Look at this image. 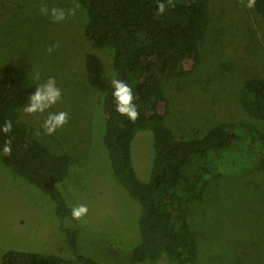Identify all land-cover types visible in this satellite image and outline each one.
I'll return each mask as SVG.
<instances>
[{"label": "rangeland", "instance_id": "1", "mask_svg": "<svg viewBox=\"0 0 264 264\" xmlns=\"http://www.w3.org/2000/svg\"><path fill=\"white\" fill-rule=\"evenodd\" d=\"M246 4L210 0L197 67L189 75L162 79L169 101L165 123L177 135L200 137L227 122L251 123L264 133V121L249 118L238 101L246 78H264V20ZM41 7L73 14L54 22L41 14ZM86 22L75 0H0V65L24 71L32 94L50 77L62 93L42 114L24 113L27 101L19 121L48 150L73 158L57 188L71 210L88 207L73 224L62 221L47 196L0 164V261L8 251L71 259L64 236L68 227L76 234V253L99 264H128V253L139 243L140 206L112 177L102 144L99 100L111 75V52L88 44ZM52 45L56 47L49 53ZM58 112L68 114L67 124L46 135L44 119ZM152 142L151 131L142 130L131 143L132 163L142 182L150 174ZM188 222L198 251L190 264H264V172L234 167L209 179L202 200L190 206Z\"/></svg>", "mask_w": 264, "mask_h": 264}, {"label": "trees", "instance_id": "2", "mask_svg": "<svg viewBox=\"0 0 264 264\" xmlns=\"http://www.w3.org/2000/svg\"><path fill=\"white\" fill-rule=\"evenodd\" d=\"M75 1L87 17L85 40L95 50L111 52V75L99 100L102 144L112 177L140 206L139 243L128 253L127 263H193L198 251L188 215L190 206L202 200L209 179L234 167L244 173L264 172V133L251 123H220L193 138L177 135L165 123L169 101L162 79L189 75L197 67L210 0H171V6L168 0ZM161 2L166 10L157 15ZM253 9L264 20V0H256ZM112 79L123 80L133 89L140 113L136 121L115 111ZM32 91L24 71L0 65V129L5 121L12 122L10 133L0 131V164L47 196L58 219L73 224L72 210L57 188L73 158L48 150L19 121L20 109ZM238 101L249 118L264 121V78H246ZM142 130L151 131L153 137V160L145 182L137 177L130 151L134 136ZM6 139L12 140L11 155L3 154ZM64 236L74 254L71 259L8 251L0 264H99L76 253V234L70 227Z\"/></svg>", "mask_w": 264, "mask_h": 264}, {"label": "clouds", "instance_id": "3", "mask_svg": "<svg viewBox=\"0 0 264 264\" xmlns=\"http://www.w3.org/2000/svg\"><path fill=\"white\" fill-rule=\"evenodd\" d=\"M256 0H247L245 7L251 9L255 6ZM171 6V0H168V5ZM166 10V4L161 2L157 4L156 13L157 15H163ZM40 12L42 15L51 16L54 22H61L65 20L66 15H72L73 11L70 10L67 14L64 9L52 7H41ZM56 45L48 47L47 51L51 53ZM39 77H37L38 79ZM112 96L115 102V111L126 117L129 121H136L139 118L140 113L134 104L133 89L131 86L120 79H112L110 81ZM61 90L57 87L54 78H49L45 83L35 87V91L28 98V102L23 107V111L26 114H42L46 112L51 106L57 103L61 98ZM68 122V114L66 112L49 113L44 119L43 129L46 135L54 134L57 129L63 127ZM5 134L12 131V122L5 121L3 128L0 129ZM12 152V140L6 139L3 146V154L11 155ZM88 213L87 205H79L72 209L71 216L75 220H80Z\"/></svg>", "mask_w": 264, "mask_h": 264}]
</instances>
